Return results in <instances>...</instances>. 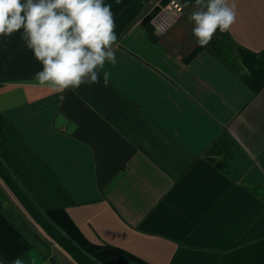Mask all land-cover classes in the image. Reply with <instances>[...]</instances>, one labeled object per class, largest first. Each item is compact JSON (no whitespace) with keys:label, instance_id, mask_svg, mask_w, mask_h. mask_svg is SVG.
Masks as SVG:
<instances>
[{"label":"crops","instance_id":"0c3cea01","mask_svg":"<svg viewBox=\"0 0 264 264\" xmlns=\"http://www.w3.org/2000/svg\"><path fill=\"white\" fill-rule=\"evenodd\" d=\"M166 1L104 0L120 44L107 87L101 71L52 93L23 29L0 37V190L31 229L52 227L38 202L60 205L87 240L149 264H264V85L240 63L264 53V0H235L236 22L203 48L195 0L153 31Z\"/></svg>","mask_w":264,"mask_h":264},{"label":"clouds","instance_id":"9594fccd","mask_svg":"<svg viewBox=\"0 0 264 264\" xmlns=\"http://www.w3.org/2000/svg\"><path fill=\"white\" fill-rule=\"evenodd\" d=\"M184 7L194 8L188 21L202 48L217 30L228 32L236 22L235 0H195ZM21 29V39L42 66L34 79L52 93L98 84L105 63H117L120 44L111 5L104 0H0V37ZM110 75L102 71L104 87Z\"/></svg>","mask_w":264,"mask_h":264},{"label":"trees","instance_id":"16d2710c","mask_svg":"<svg viewBox=\"0 0 264 264\" xmlns=\"http://www.w3.org/2000/svg\"><path fill=\"white\" fill-rule=\"evenodd\" d=\"M240 63L248 73L245 81L254 91H258L264 85V53H253L242 49ZM38 205L44 213L43 218L52 223L51 228H45L47 234L66 251L73 252L79 264L83 263L82 256H87L95 264H149L118 246L87 240L60 205L40 202ZM40 242L39 236L22 219L0 190V264H15L17 259Z\"/></svg>","mask_w":264,"mask_h":264},{"label":"rangeland","instance_id":"374dc122","mask_svg":"<svg viewBox=\"0 0 264 264\" xmlns=\"http://www.w3.org/2000/svg\"><path fill=\"white\" fill-rule=\"evenodd\" d=\"M153 10L154 8L151 9V13ZM32 230L39 236L41 242L31 247L27 253L15 261V264L17 261L20 264H50L49 262L54 264H79L73 252L66 251L57 241L52 240V237L46 231H39L36 228Z\"/></svg>","mask_w":264,"mask_h":264},{"label":"built area","instance_id":"2783aa9c","mask_svg":"<svg viewBox=\"0 0 264 264\" xmlns=\"http://www.w3.org/2000/svg\"><path fill=\"white\" fill-rule=\"evenodd\" d=\"M149 24L157 35L166 34L184 12L183 5L178 0H167L163 4L156 3Z\"/></svg>","mask_w":264,"mask_h":264}]
</instances>
